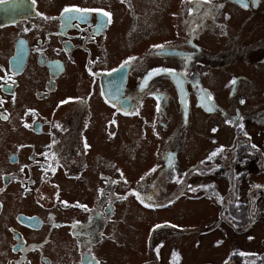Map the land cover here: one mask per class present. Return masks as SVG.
Here are the masks:
<instances>
[{"label":"flooded vegetation","instance_id":"af4514ba","mask_svg":"<svg viewBox=\"0 0 264 264\" xmlns=\"http://www.w3.org/2000/svg\"><path fill=\"white\" fill-rule=\"evenodd\" d=\"M65 8L89 11L62 15ZM103 12L110 15L101 20ZM255 16L262 21L249 32L244 26ZM237 25L241 29L233 28ZM260 27L264 0H0V264H136L137 250L141 264H191L184 260L187 238L214 233L212 249L229 238L233 242L205 263L264 264V182L250 184L248 170L255 161L254 172L264 174V151L245 135L252 117L248 93L258 92V86L230 69L251 65L264 73V32L251 38ZM114 33L117 49L110 47ZM72 68L82 85L57 97ZM217 73L225 75L217 89L224 99L212 88ZM172 77L184 102L176 100ZM161 80L180 113L177 134L193 110L212 121L206 135L210 147L198 155L207 151L200 161L209 165L211 156V165L187 166L193 184L180 167L178 180L165 182L141 170L126 179L127 193L116 160L122 151L131 155L126 160L131 165L160 146L178 152L185 140L171 141L172 129L148 142L146 122L130 129L120 115L121 93L138 115L157 88L153 83ZM259 93L264 96V88ZM251 107L264 127V103ZM218 124L241 133L233 134L222 153L236 148L245 155L243 174L235 186L231 174V192L220 206L215 202L214 219L200 229L156 221L140 231L137 245V221L145 220L147 228L149 214L167 211L163 205L173 197L186 193L191 199L203 178L208 183L217 171L227 172L214 143ZM160 125L167 132L168 125ZM101 142L111 145L114 157L95 150ZM157 165L168 175L169 163ZM131 205L134 222L126 219ZM189 240L196 247L198 241Z\"/></svg>","mask_w":264,"mask_h":264},{"label":"rangeland","instance_id":"374dc122","mask_svg":"<svg viewBox=\"0 0 264 264\" xmlns=\"http://www.w3.org/2000/svg\"><path fill=\"white\" fill-rule=\"evenodd\" d=\"M260 21L261 18L258 16L253 17L249 22H247L244 26V29L248 28L249 32L253 30L254 25L256 23H261ZM231 22V21H230ZM169 23L168 19H165L164 21V27H166ZM235 30L236 29H241L239 25L233 27ZM242 31V30H241ZM264 28L260 27L257 28L255 31H253V34L251 38H256V37H261L263 36ZM243 37H248L249 34H244L242 35ZM117 38L116 34L114 33L111 35V48L112 49H117L116 44L114 43V40ZM174 38L173 36H170V39ZM212 51V49H211ZM233 70L235 73H243L246 76H248L251 81L258 86V92L253 93L249 96L251 97L252 100H250L249 106V112H252V117L248 126L249 132L252 135L253 138H250V141H252L256 146L262 147L264 151V127H261V119L256 115L254 112L253 108L251 106H256L258 104L264 103V96L263 94L259 93V90L264 88V73L261 71H256L254 68L250 66L245 67V66H232L230 68ZM70 74L72 77L68 80L66 78L61 82V85L58 90V95L57 97H60L65 94H73L75 89L79 88L80 85H82V81L78 79V72L76 68H72L70 70ZM225 78V75L223 73H217L215 74L214 80L215 82L212 85V88L215 90H219L220 84ZM78 79V80H77ZM77 80V85H75V81ZM219 94L223 98V90L218 91ZM163 93L166 95V98L169 99L171 95V92L169 90H163ZM219 94H217L218 99ZM224 99V98H223ZM221 101L224 102V100L221 99ZM176 110H174V107L172 106L171 109H166L165 113L163 116H160V119H164L169 123V128L167 129V133L171 132L172 129H176L174 134H171L169 139L173 142H176L177 139L180 136H183L185 139L183 142V145L181 148L178 149V156L180 159V164L176 162V167H180L182 171H187L186 172V179L187 183L193 184L195 180L191 179L192 176V171L193 169L187 168L192 163H196L198 161V155L200 156L201 152L204 149H207L210 147L209 141H206V124H209L212 122L211 120L207 118H202L200 115L197 114L195 110L192 111L191 115V120L188 122L187 127H183V133L182 135L177 134V131L179 129V119H180V113L177 110V114L175 113ZM143 112L146 116V123H154V128L150 126H145L144 127V136L148 140V142H154L156 137H158L165 129H163L159 124H158V115L156 112H154V108L150 111L147 110L146 108L143 109ZM163 112L160 113V115ZM219 125V124H218ZM95 128L98 131V124H95ZM161 130L159 132L158 130ZM96 131V132H97ZM123 133V127L121 129ZM228 131V132H227ZM260 132H263L260 135ZM98 133V132H97ZM218 136L221 140H225L226 138H229L230 140L232 139L233 132H231L229 129L224 127L223 125H219V128L217 129ZM99 138L102 140L100 134L98 133ZM228 143V142H227ZM155 149V148H154ZM97 152L99 151L100 153H103L106 156H115V153L112 151V147L110 144H103L102 142L100 143L99 147L95 149ZM192 155V158H188L189 154ZM246 153V150H245ZM119 156V154L117 153ZM241 156L237 157L240 158ZM159 156L154 157V155L150 154L146 158H142L145 160H137L135 162H132L131 165L127 164L128 162L123 158V159H116L119 164L122 166V171L124 172L123 174V179L126 184V179L128 180L129 177H134L137 175V173H140L141 170L143 173H148L151 171L152 168H154L155 163H157V159ZM124 160V162L122 161ZM147 161V162H146ZM188 161V163H186ZM148 165V166H147ZM250 167L248 170L252 173L251 177L249 178L250 184H258L264 182V174H261L260 176L254 173V168L253 165H256L255 161L249 162ZM147 166V167H146ZM146 167V168H145ZM144 168V169H143ZM259 176V177H257ZM126 177V178H125ZM179 178V171L175 168L170 176L163 178V182H165L167 179L169 180H178ZM213 180H219V178H215ZM225 183L223 181H218V184ZM141 184V183H139ZM264 184V183H263ZM239 192L241 190L238 189ZM215 191L220 195V193L223 191L222 187L219 185L215 186ZM226 191H229V188L227 187ZM236 189L234 190L235 193ZM215 194V192L213 193ZM185 197V201H182L178 204H176L172 209L163 211V212H154L149 214L150 216V223H148V227L146 228L147 224L145 223V220H141L140 222H136L138 231H137V245H139V239H140V231L148 229L152 224H155L154 222L156 221H161L163 219H168V222L171 224V226L176 227V228H191L194 226H197L199 229L200 227L205 224L209 223L211 220L214 219L215 217V211H214V203L216 200L212 195H206L203 194V187L198 191L193 193V198H188V195L186 193L183 194ZM188 198V199H187ZM135 216L136 212L133 207V205L130 206V211L126 215V219L129 220L130 222L135 221ZM175 222V223H172ZM129 224L126 223L124 226H128ZM259 230V229H257ZM218 237L217 233L210 234V235H205L200 238L197 236H192L188 237L187 241H185V245L183 247L184 251V260L185 262L191 263V264H207L205 263L206 261H211L213 262L212 255L214 256L217 253H222L224 250L223 248H230L232 244V238L227 239L224 241L221 245H218L215 249H212L210 247V243L214 241ZM189 239H193L198 241L195 243ZM235 241L239 244V246H243L241 238L237 237L234 238ZM177 246V243L175 244ZM137 260L136 264H141V260L144 258L143 254L140 253L137 250Z\"/></svg>","mask_w":264,"mask_h":264},{"label":"snow or ice","instance_id":"6c2138e0","mask_svg":"<svg viewBox=\"0 0 264 264\" xmlns=\"http://www.w3.org/2000/svg\"><path fill=\"white\" fill-rule=\"evenodd\" d=\"M122 2H123V0H122ZM87 11H89V10H87V9H84V10H82V9H79V8H74V9H70V8H65L64 9V12L62 13V15L64 14V13H69V14H71L72 12H87ZM110 14L109 13H107V12H103L102 13V16H101V20H103V17H106V16H109ZM81 18H83V17H81ZM154 47H162V46H154ZM131 59H134V58H130V60ZM130 60L129 61H125L124 62V64H122L121 65V67H124L127 63H129L130 62ZM216 153H213L212 155L214 156ZM209 159H211V156L209 157ZM258 187V186H257Z\"/></svg>","mask_w":264,"mask_h":264},{"label":"bare ground","instance_id":"6f19581e","mask_svg":"<svg viewBox=\"0 0 264 264\" xmlns=\"http://www.w3.org/2000/svg\"><path fill=\"white\" fill-rule=\"evenodd\" d=\"M173 78V77H172Z\"/></svg>","mask_w":264,"mask_h":264}]
</instances>
